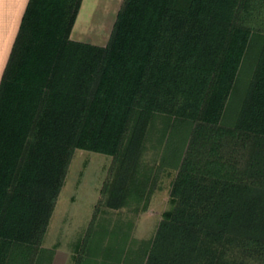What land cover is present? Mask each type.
I'll return each mask as SVG.
<instances>
[{
	"label": "trees",
	"instance_id": "obj_1",
	"mask_svg": "<svg viewBox=\"0 0 264 264\" xmlns=\"http://www.w3.org/2000/svg\"><path fill=\"white\" fill-rule=\"evenodd\" d=\"M81 2L28 0L0 80V264L45 253L76 148L112 156L86 236L98 205L145 209L158 116L188 127L169 207L136 259L112 264H264V0H122L104 44L70 36Z\"/></svg>",
	"mask_w": 264,
	"mask_h": 264
},
{
	"label": "rangeland",
	"instance_id": "obj_2",
	"mask_svg": "<svg viewBox=\"0 0 264 264\" xmlns=\"http://www.w3.org/2000/svg\"><path fill=\"white\" fill-rule=\"evenodd\" d=\"M121 2L82 0L70 36L97 44L106 43ZM254 55L255 51L251 49L244 59L237 90L227 105L226 120L235 116L238 92L244 89L250 76ZM167 120L171 129L164 133L167 121L161 116L155 118L145 140L142 159L153 178L146 208L141 209L143 200L140 203L130 201L118 208L98 205L92 230L87 236L86 230L112 156L82 148L74 150L43 237L45 253L34 264H74L84 235L87 246H84L81 258L87 257L86 264H112L136 259L139 249L146 247L153 237L161 213L169 207L171 182L187 141V124L172 118Z\"/></svg>",
	"mask_w": 264,
	"mask_h": 264
},
{
	"label": "crops",
	"instance_id": "obj_3",
	"mask_svg": "<svg viewBox=\"0 0 264 264\" xmlns=\"http://www.w3.org/2000/svg\"><path fill=\"white\" fill-rule=\"evenodd\" d=\"M27 2L28 0H0V80Z\"/></svg>",
	"mask_w": 264,
	"mask_h": 264
}]
</instances>
